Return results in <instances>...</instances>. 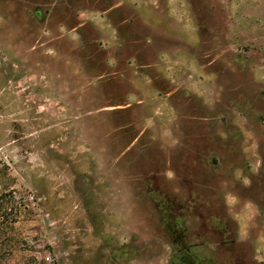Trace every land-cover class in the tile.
Here are the masks:
<instances>
[{
	"label": "rangeland",
	"instance_id": "1",
	"mask_svg": "<svg viewBox=\"0 0 264 264\" xmlns=\"http://www.w3.org/2000/svg\"><path fill=\"white\" fill-rule=\"evenodd\" d=\"M217 258L264 264V0H0V264Z\"/></svg>",
	"mask_w": 264,
	"mask_h": 264
},
{
	"label": "flooded vegetation",
	"instance_id": "2",
	"mask_svg": "<svg viewBox=\"0 0 264 264\" xmlns=\"http://www.w3.org/2000/svg\"><path fill=\"white\" fill-rule=\"evenodd\" d=\"M166 222H167V227H168L170 230H172V228H173L174 225H175V222L172 221L171 218H169ZM180 226H181V228H183L182 225H180ZM182 230H183V229H182ZM172 231H173V230H172ZM182 233H183V231H181L180 234L177 235V238H178V239H181V238H182ZM221 244H225V246H229V245H228V241H226V242L222 241ZM183 249H184V248H183ZM184 252H185V255H181V256H180V259H182V260H183L184 258H187V256H188L187 249H186V250L184 249ZM226 261H227V260L224 259V258L213 259V262H214L215 264H216V263H217V264H227ZM228 263H229V262H228ZM241 264H246V263H241Z\"/></svg>",
	"mask_w": 264,
	"mask_h": 264
}]
</instances>
